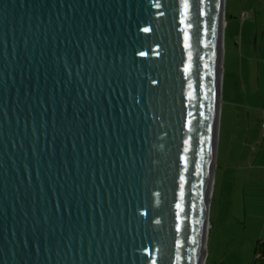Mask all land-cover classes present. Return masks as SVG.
<instances>
[{"label": "water", "instance_id": "water-1", "mask_svg": "<svg viewBox=\"0 0 264 264\" xmlns=\"http://www.w3.org/2000/svg\"><path fill=\"white\" fill-rule=\"evenodd\" d=\"M223 8L0 0V264H204Z\"/></svg>", "mask_w": 264, "mask_h": 264}, {"label": "rangeland", "instance_id": "rangeland-1", "mask_svg": "<svg viewBox=\"0 0 264 264\" xmlns=\"http://www.w3.org/2000/svg\"><path fill=\"white\" fill-rule=\"evenodd\" d=\"M223 7L217 148L204 264H258V242L264 239V0H223ZM240 62L243 71L238 74Z\"/></svg>", "mask_w": 264, "mask_h": 264}, {"label": "trees", "instance_id": "trees-1", "mask_svg": "<svg viewBox=\"0 0 264 264\" xmlns=\"http://www.w3.org/2000/svg\"><path fill=\"white\" fill-rule=\"evenodd\" d=\"M260 258L258 264H264V239L258 242Z\"/></svg>", "mask_w": 264, "mask_h": 264}, {"label": "crops", "instance_id": "crops-1", "mask_svg": "<svg viewBox=\"0 0 264 264\" xmlns=\"http://www.w3.org/2000/svg\"><path fill=\"white\" fill-rule=\"evenodd\" d=\"M237 68V67H236ZM231 69H233L232 67H231ZM238 74L241 72V71H243V65H242V63L240 62V64L238 65ZM246 70L248 71V66H246ZM232 105H234V104H232ZM261 105L262 106H264V98H261ZM235 106V105H234ZM262 119H264V114L262 115V117H261Z\"/></svg>", "mask_w": 264, "mask_h": 264}, {"label": "bare ground", "instance_id": "bare-ground-1", "mask_svg": "<svg viewBox=\"0 0 264 264\" xmlns=\"http://www.w3.org/2000/svg\"><path fill=\"white\" fill-rule=\"evenodd\" d=\"M221 26L223 27V21H221ZM218 99H219V97H218ZM203 252L205 253V246H203ZM201 264H203V260H202Z\"/></svg>", "mask_w": 264, "mask_h": 264}, {"label": "built area", "instance_id": "built-area-1", "mask_svg": "<svg viewBox=\"0 0 264 264\" xmlns=\"http://www.w3.org/2000/svg\"><path fill=\"white\" fill-rule=\"evenodd\" d=\"M241 19H245V16L244 15H241Z\"/></svg>", "mask_w": 264, "mask_h": 264}]
</instances>
